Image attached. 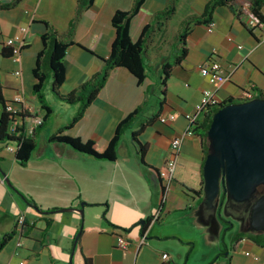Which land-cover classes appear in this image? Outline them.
<instances>
[{
    "label": "crops",
    "instance_id": "obj_1",
    "mask_svg": "<svg viewBox=\"0 0 264 264\" xmlns=\"http://www.w3.org/2000/svg\"><path fill=\"white\" fill-rule=\"evenodd\" d=\"M133 1L95 0L85 11L75 44L65 57L67 76L61 86L63 93L72 92L102 69L116 37L112 17L117 10L130 9ZM167 1L144 2L131 21L130 36L134 42ZM210 1L179 0L169 29L173 21L181 24L187 16L204 13ZM243 1L234 0L232 8L218 6L212 31L207 25L194 27L187 38V57L173 69L167 82L163 105H160L159 84L161 58L170 55L169 42L174 37L168 38L167 34L158 48L150 52L148 63L151 70L156 69L155 77L150 70L147 78L139 83L127 68H115L83 118L64 131L84 141L94 140L96 149L102 152L119 122L143 106L132 127L122 136L115 161L96 159L68 145L49 141L71 121L79 106L60 101L51 91V81L48 82L46 99L53 114L38 133L37 148L29 162L21 165L15 153L0 143V243L6 234L15 230L18 215H26L24 246H17L19 236L15 233L0 247V264H20L21 261L25 264H84L85 256L92 264H178L183 258L184 264H188L200 245L208 254L214 250L205 235L203 238L191 235L215 216L204 205V194L191 192L204 185L202 138L193 133L183 139L170 186L164 183L160 171L171 157V140L188 128L185 114L195 110L204 89H214L221 102L245 98L247 92L259 94L264 89V26H251ZM75 7L76 0H22L15 7L0 11V79L6 100L22 96L31 113L45 114L33 91L34 68L44 46L42 35L47 29L44 21L63 31ZM23 26L28 29L23 34L25 45L18 56H14L8 53L11 47L5 41L19 33ZM211 60L219 61L230 74L229 80L218 87L199 69L201 64ZM171 114L176 115L174 120L166 123L159 120L160 115ZM30 123L28 121V125ZM142 124L146 125L139 134L140 141L146 145L144 162L132 139V132L140 130ZM26 198L34 200L38 207L28 203ZM82 202H85L84 217L76 210L58 211L79 208ZM238 214L247 219L246 212ZM147 219L150 223L143 230ZM82 223L80 243L73 254ZM232 230L230 244L224 238L226 253L214 264H264V243L246 236L234 240L236 233H250L249 227L245 225L239 230L233 224ZM119 236L129 241L127 249L118 246ZM144 237L146 242L141 244ZM189 242L193 243V249L186 261ZM164 253L169 254V260L163 259Z\"/></svg>",
    "mask_w": 264,
    "mask_h": 264
},
{
    "label": "trees",
    "instance_id": "obj_2",
    "mask_svg": "<svg viewBox=\"0 0 264 264\" xmlns=\"http://www.w3.org/2000/svg\"><path fill=\"white\" fill-rule=\"evenodd\" d=\"M22 0H7L0 1V11L3 9H11L17 6ZM146 0H134L132 7L128 10H117L113 17L112 23L116 30V37L113 41L111 54L104 60L102 69L92 76L86 83L80 85L70 93H63L61 86L64 83L67 76V69L65 65V57L68 49L75 44V38L79 23L87 9H89L95 2V0H76L75 12L67 28L63 31H59L54 25L48 21H44L47 29L42 35L43 49L39 52L37 57V63L34 68V75L36 83L34 84V94L37 96L41 103V108L45 111L43 116V123L36 127L33 133L27 132L28 121H31L33 114L28 108L23 109V113L14 114L7 110V102L4 97V86L0 79V143L7 149L9 146H14L17 161L21 165H26L32 157L33 152L37 148V135L44 128L47 120L53 114V109L49 105L46 99V90L48 82L51 81L52 93L62 102L66 104H78V110L71 121L57 133L53 134L49 141L55 143H62L70 146L74 150L82 153L89 154L96 159L115 161L118 157V146L122 139V136L127 130H129L137 117L140 115L143 106H139L126 118L119 122L116 127L114 136L110 140L107 148L100 152L95 147L94 140L84 141L79 137H73L64 134L66 129L73 127L78 121H80L86 113L88 107L97 98L101 90L105 87L111 72L117 67L127 68L132 74H134L139 83H142L148 76L150 69L148 60L150 52L153 48H158L166 36L170 22L175 17L179 0H168L166 6L163 9L156 11L151 17L150 21L144 26L138 41L134 42L130 36V26L133 17L140 11L142 5ZM251 3V11L255 17L264 24V0H249ZM234 0H211L205 12L202 14H193L187 16L180 24L177 33L173 39L169 42L171 46V53L168 57L161 58V76H160V105L166 102L167 82L172 75L173 69L180 65L182 61L187 57L188 46L187 38L197 25H207L208 27L214 23L213 15L218 6H228L232 8ZM6 54L7 51H4ZM8 53H13L11 47ZM264 97V89L260 90L259 94L253 93V97ZM251 98H229L215 107L209 108L203 113L199 120L193 126V132L197 133L203 141L204 159L210 152V138L208 131L212 122L213 114L219 109V107L234 102L247 101ZM38 114V113H35ZM41 115V114H40ZM19 119V122L14 125V122ZM146 125L142 124L140 130L132 132V139L137 147V151L144 162V154L146 151V145H144L140 139L139 134ZM261 193H264V185L260 187ZM196 195L203 194V188L199 190H191ZM227 194L221 189L220 201H225ZM26 201L31 205L38 207L34 200ZM222 206H219V213H221ZM107 211V210H106ZM106 218V212H105ZM221 221L227 224V228L223 234L220 252L217 257L210 263L214 264L220 256L226 253L227 246L224 238L226 231L233 229V223L222 215H220ZM150 219L144 221L143 230L146 229ZM15 235V230L9 234H6L0 243L2 247L9 239ZM248 237L259 243H264V232H252V233H236L234 240L242 237ZM80 243V237L78 239ZM190 249L186 255V261L190 256L193 249V243L189 242ZM84 264H92V261L88 257H84ZM186 264V262H185ZM230 264V263H228Z\"/></svg>",
    "mask_w": 264,
    "mask_h": 264
},
{
    "label": "water",
    "instance_id": "obj_3",
    "mask_svg": "<svg viewBox=\"0 0 264 264\" xmlns=\"http://www.w3.org/2000/svg\"><path fill=\"white\" fill-rule=\"evenodd\" d=\"M210 152L203 165V202L212 212L219 206L234 205L238 213L246 212L250 233L264 232V97L225 104L213 114L208 131ZM9 186H12L7 180ZM221 189L227 194L220 201ZM85 202L76 210L84 217ZM38 211L44 212L38 208ZM222 212V209H221ZM83 223L74 241V248ZM72 254V255H73Z\"/></svg>",
    "mask_w": 264,
    "mask_h": 264
},
{
    "label": "built area",
    "instance_id": "obj_4",
    "mask_svg": "<svg viewBox=\"0 0 264 264\" xmlns=\"http://www.w3.org/2000/svg\"><path fill=\"white\" fill-rule=\"evenodd\" d=\"M243 8L250 15L251 26H255V25L264 26V24L261 23L259 21V19L257 17H255V15H253V13L251 11V3L249 0H247L246 2L243 3ZM213 28H214V23H212L208 27L209 31H212ZM27 30H28L27 27H24V26L20 27L19 33L15 34L12 37H9L5 41L6 45L13 48V55L14 56H18V54L21 52L22 48L24 47L25 39L23 37V34L25 32H27ZM199 69H200V72L202 73V75L207 77L209 82L213 86H216V87L223 85L230 78V74L226 72V70L224 69L222 64L217 60H211L208 63H203L199 66ZM245 98H251V99L254 98L253 93L247 92ZM220 103H221V100H219V98L216 96L215 90L211 89V88H207V89L203 90L201 100L195 106V110L193 112H188L185 114V118L187 119L189 126L182 134L174 137L171 140V157L168 160L166 166L163 169H161V171H160V176L162 177V179L164 180V183L167 186H170L174 180L175 171H176V167H177V156L181 150L183 139L187 135H191L194 133L193 132V126L199 120L200 116L203 113H205L209 108L215 107L216 105H218ZM24 108H27V106L24 104V99L22 98V96L18 95L14 99L9 100L7 102V110L14 113V114L23 113ZM32 114H33V117L30 121L31 123H30V125L27 126L28 127L27 132L29 134L33 133L34 129L43 123V116L42 115L35 114V113H32ZM175 118H176L175 114L160 115L159 116V120L162 123L172 121ZM18 122H19V119H17L14 122V125H16ZM8 149L10 151H14L15 147L9 146ZM158 217H159V215H157L155 219H158ZM25 223H26V215H25V213H20L17 217V224H16V228H15V233H16V235L19 236V240L17 241L18 247L24 246L23 237H24ZM145 242H146V238L144 237L142 239L141 244H143ZM117 243H118V246L120 248H123V249H127L130 245L129 241L124 236H119ZM162 257L165 261L169 260V258H170L168 253H164L162 255ZM20 264H25V261H21Z\"/></svg>",
    "mask_w": 264,
    "mask_h": 264
},
{
    "label": "rangeland",
    "instance_id": "obj_5",
    "mask_svg": "<svg viewBox=\"0 0 264 264\" xmlns=\"http://www.w3.org/2000/svg\"><path fill=\"white\" fill-rule=\"evenodd\" d=\"M247 0L243 1L246 2ZM180 23L178 20L173 21L170 29H169V33H167V37H173L174 34L176 33L177 29L179 28ZM151 75L153 77H155L157 75V71L155 68H153L150 71ZM48 92V90H47ZM221 215L226 218L227 220L231 221L233 224H235L237 229H242L243 227H245V219H243L242 217L239 216L236 207L234 205H224L222 208V212ZM205 227L207 228V230L205 231ZM227 228V224L224 223L223 221H221L218 211L215 212V216L213 217V219L208 220L206 226L202 225L201 229L197 228L196 230L198 231V234L195 230V232H193V234L191 235H195V237L197 238H203V235L206 236V242L207 240L209 241V244H213V246L215 247L214 250L212 252H210L209 254L205 251L202 250L201 245L194 251L193 255L190 257L188 264H205L208 263L209 261H211L212 257H216L217 256V252L219 250V248L222 245V237L223 234L225 232ZM234 234V231L232 229L226 231L225 234V241L230 244L231 240H232V236ZM176 242V244H180L178 243V241H173ZM182 246V245H181ZM185 259L183 258L182 260H178V264H184Z\"/></svg>",
    "mask_w": 264,
    "mask_h": 264
}]
</instances>
